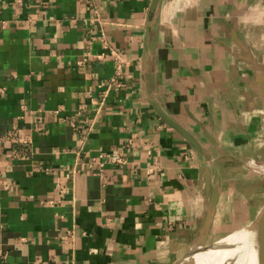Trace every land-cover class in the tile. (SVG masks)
Instances as JSON below:
<instances>
[{
    "label": "crops",
    "instance_id": "crops-1",
    "mask_svg": "<svg viewBox=\"0 0 264 264\" xmlns=\"http://www.w3.org/2000/svg\"><path fill=\"white\" fill-rule=\"evenodd\" d=\"M150 1L0 0V264H172L211 187L208 243L263 207L264 0Z\"/></svg>",
    "mask_w": 264,
    "mask_h": 264
},
{
    "label": "water",
    "instance_id": "water-1",
    "mask_svg": "<svg viewBox=\"0 0 264 264\" xmlns=\"http://www.w3.org/2000/svg\"><path fill=\"white\" fill-rule=\"evenodd\" d=\"M159 0H151L148 10L147 21L145 24L146 33L151 24L153 14L157 8ZM154 109L158 116L167 123L171 128L183 136L190 144L198 150L203 152V148L199 146L197 141L180 125L169 118L160 108L154 105ZM205 187L209 188L208 172L204 171ZM217 187H211L208 199L205 204L203 223L198 233L197 242L191 246L188 251L172 264H185L186 260L195 253H211L220 255V262L218 264H232L237 258L244 255L246 251L251 250L255 258V264H264V205L256 215V217L248 224L229 233L228 235L218 238L212 242H207L209 230L213 221L215 207L217 202ZM243 229L251 230V234L245 238H238L233 236L236 232H241ZM192 264V263H191Z\"/></svg>",
    "mask_w": 264,
    "mask_h": 264
},
{
    "label": "rangeland",
    "instance_id": "rangeland-1",
    "mask_svg": "<svg viewBox=\"0 0 264 264\" xmlns=\"http://www.w3.org/2000/svg\"><path fill=\"white\" fill-rule=\"evenodd\" d=\"M251 166L254 170L258 171V172H252L250 170V174L248 176V178L246 179V182H249V177H256L264 180V162H250ZM245 175H248L245 173ZM258 188V187H257ZM256 188H253L251 186L249 187H245V225L248 224L250 221H252L254 218V215L257 213L258 211V206L259 204H257L254 201L255 196H257V194L255 193ZM225 223L223 224V226L221 227V230H224L222 234H220L218 238L224 237L226 235H228L229 233L241 228L242 226H238L239 222L241 221V212L240 211H235V210H226L225 211ZM257 215V214H256ZM252 218V219H251ZM250 219V220H248ZM233 264H245V258L244 255L240 256L238 259L235 260V262Z\"/></svg>",
    "mask_w": 264,
    "mask_h": 264
},
{
    "label": "bare ground",
    "instance_id": "bare-ground-1",
    "mask_svg": "<svg viewBox=\"0 0 264 264\" xmlns=\"http://www.w3.org/2000/svg\"><path fill=\"white\" fill-rule=\"evenodd\" d=\"M251 230L249 229H243L241 232H236L233 234V236L240 238L248 237L249 234H251ZM211 253H195L192 254L187 260L185 264H218L220 262V255L219 254H213L212 256H209ZM245 258V264H255V258L252 254L251 250H248L244 254ZM238 259V258H237ZM235 262V261H234ZM233 262V263H234ZM232 263V264H233Z\"/></svg>",
    "mask_w": 264,
    "mask_h": 264
},
{
    "label": "built area",
    "instance_id": "built-area-1",
    "mask_svg": "<svg viewBox=\"0 0 264 264\" xmlns=\"http://www.w3.org/2000/svg\"><path fill=\"white\" fill-rule=\"evenodd\" d=\"M103 157H106V156H104V155H99V156H98V159H94L92 162L98 161V164H99L100 166H102V165H103V162H102ZM0 174H1V168H0Z\"/></svg>",
    "mask_w": 264,
    "mask_h": 264
}]
</instances>
